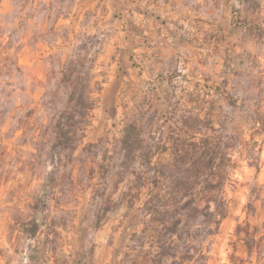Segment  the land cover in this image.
<instances>
[{"label": "rangeland", "instance_id": "obj_1", "mask_svg": "<svg viewBox=\"0 0 264 264\" xmlns=\"http://www.w3.org/2000/svg\"><path fill=\"white\" fill-rule=\"evenodd\" d=\"M217 145L226 216L206 236L190 167ZM254 184L264 0H0V264H155L175 238L253 264L235 230Z\"/></svg>", "mask_w": 264, "mask_h": 264}, {"label": "trees", "instance_id": "obj_2", "mask_svg": "<svg viewBox=\"0 0 264 264\" xmlns=\"http://www.w3.org/2000/svg\"><path fill=\"white\" fill-rule=\"evenodd\" d=\"M223 149L219 145L206 148L199 156L202 161H198V163L194 161L190 167L192 172L198 169L206 172L202 181L204 186H201V189L208 196V200L205 202L202 211H208L211 207L210 202H212L213 209L209 215L214 219L216 225L215 229H211V226L207 228L206 236L215 234L219 222L226 216L227 202L222 196V186L225 178L215 172L221 166L224 158ZM190 154L195 156L197 151L193 149ZM180 158L182 157L180 156ZM217 160H219L218 163ZM198 183L196 180H191L188 187L190 189L188 194L190 199L187 205L194 211H199L197 204L198 193L196 191ZM263 187H257V184L251 187L249 200L245 207L246 220L242 225L238 224L235 230V235L243 243L247 260L253 264H264V198L261 197ZM177 223L178 220L174 222L173 226L168 228V238L177 235ZM180 247L178 238L162 241L156 254L155 264H162L168 258L170 260L169 264H207V256L203 252L202 243L196 245L191 242L184 249V252H181ZM180 253L183 254L180 255Z\"/></svg>", "mask_w": 264, "mask_h": 264}]
</instances>
